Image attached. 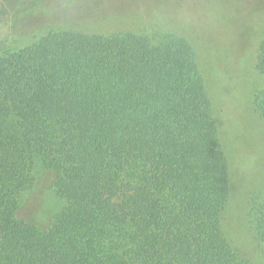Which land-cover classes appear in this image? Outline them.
Wrapping results in <instances>:
<instances>
[{
  "label": "trees",
  "instance_id": "obj_1",
  "mask_svg": "<svg viewBox=\"0 0 264 264\" xmlns=\"http://www.w3.org/2000/svg\"><path fill=\"white\" fill-rule=\"evenodd\" d=\"M263 152L228 221L231 159L189 40L0 38V264H264Z\"/></svg>",
  "mask_w": 264,
  "mask_h": 264
},
{
  "label": "rangeland",
  "instance_id": "obj_2",
  "mask_svg": "<svg viewBox=\"0 0 264 264\" xmlns=\"http://www.w3.org/2000/svg\"><path fill=\"white\" fill-rule=\"evenodd\" d=\"M65 30L172 31L196 47L231 159L227 220L234 210L240 212L239 179L246 177L243 172L254 177L248 162L254 164L264 151V123L255 115L253 104V88L262 83L256 58L264 40V0H0V38L6 37L12 46ZM257 186L264 193V179L258 178Z\"/></svg>",
  "mask_w": 264,
  "mask_h": 264
}]
</instances>
